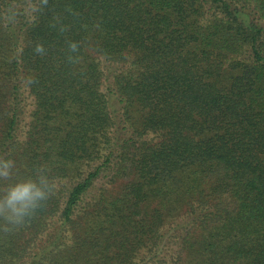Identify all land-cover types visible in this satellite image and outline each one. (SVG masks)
<instances>
[{
  "label": "trees",
  "instance_id": "16d2710c",
  "mask_svg": "<svg viewBox=\"0 0 264 264\" xmlns=\"http://www.w3.org/2000/svg\"><path fill=\"white\" fill-rule=\"evenodd\" d=\"M5 153L0 264H264V0H0Z\"/></svg>",
  "mask_w": 264,
  "mask_h": 264
},
{
  "label": "clouds",
  "instance_id": "9594fccd",
  "mask_svg": "<svg viewBox=\"0 0 264 264\" xmlns=\"http://www.w3.org/2000/svg\"><path fill=\"white\" fill-rule=\"evenodd\" d=\"M73 51L77 45H70ZM35 53L44 55V47L37 44ZM16 162L10 153L0 155V231L11 233L24 227L46 207L56 194L57 184L51 170L44 164L34 166L32 175L17 178Z\"/></svg>",
  "mask_w": 264,
  "mask_h": 264
}]
</instances>
